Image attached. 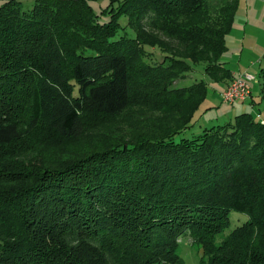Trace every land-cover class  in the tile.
I'll use <instances>...</instances> for the list:
<instances>
[{
  "label": "trees",
  "instance_id": "obj_1",
  "mask_svg": "<svg viewBox=\"0 0 264 264\" xmlns=\"http://www.w3.org/2000/svg\"><path fill=\"white\" fill-rule=\"evenodd\" d=\"M238 1L0 6V264H183L187 232L199 264H264V124L242 112L174 139L207 94L204 80L178 82L200 62L232 79L221 59ZM210 9L216 26L179 22ZM132 107L128 133L93 135ZM44 130L73 142L42 145ZM232 210L248 219L217 245Z\"/></svg>",
  "mask_w": 264,
  "mask_h": 264
},
{
  "label": "rangeland",
  "instance_id": "obj_2",
  "mask_svg": "<svg viewBox=\"0 0 264 264\" xmlns=\"http://www.w3.org/2000/svg\"><path fill=\"white\" fill-rule=\"evenodd\" d=\"M7 0H0V6ZM23 5L26 9L31 8L34 5V0H22ZM239 6L235 16V22L226 36V43L230 47V53H224L221 61L234 58V56L239 55L241 50V45L237 40L245 38V45L242 49L244 60L247 63L252 57L255 58V63L251 65V74L256 76V80L250 82V96L252 93L256 101L254 105L251 102L245 101H236V102H226L223 101V87L224 83L227 82L225 79L215 80L212 76L206 73L205 66L206 63L200 62L195 65V68L188 72L187 77L182 81H179V85H189L195 81L204 80L207 83V94L203 102L200 104L198 110H196L194 117L192 119L191 126L184 129L182 132L177 133L174 137L175 141H180L182 138H193L197 135L203 133L204 130L211 128L212 126L226 124L235 119V116L242 112H251L256 120H264V76L261 74V70L264 67V0H239ZM93 4L98 7V2H93ZM251 5V10H246L247 6ZM216 10H207L202 14H191L186 17L180 18V24L184 26L193 25V24H210L211 26H216L215 19L217 16ZM246 34V35H245ZM167 38V37H165ZM175 47L181 46L175 41L172 43ZM158 51V50H156ZM255 55V56H254ZM261 60V64L259 61ZM239 62L238 58L237 61ZM230 70L234 71V61L225 65ZM241 69L244 70V66H241ZM239 74L237 75V77ZM236 77V78H237ZM228 80V79H226ZM233 81V80H232ZM231 81V82H232ZM231 84V83H230ZM229 84V85H230ZM227 86V88L229 87ZM226 88V89H227ZM225 90V89H224ZM223 90V91H224ZM247 101V102H246ZM189 108H192V111L195 109L193 105L185 107L183 111L189 114L192 112ZM139 107L128 108L126 112L117 117H102L99 120L93 122V135L101 140L100 138L103 135L110 133L111 131L116 132H126L128 133V127L131 124V121L134 119L136 113L140 114ZM164 109V110H163ZM157 109L152 108L148 109L145 116L158 117L160 116L167 118L163 113H166V109ZM188 110V112L186 111ZM161 117V118H162ZM262 123V121H261ZM264 124V123H262ZM97 131V133L95 132ZM90 135V134H89ZM35 140L38 143H51L50 145L55 146H69L73 140H68L65 143L59 141L57 135H55L50 130H44L39 132L38 135H34ZM91 139H92V135ZM96 139V138H95ZM65 141V140H64ZM248 219V215L242 212L232 210L230 213V223L224 229L212 235L213 241L217 245H221L223 241L228 237V234L235 228L239 229ZM228 239V238H227ZM230 239V238H229ZM232 239V238H231ZM179 250L181 257L183 258V264H199L200 258L202 256L201 246L195 244V237L193 233L187 232L181 236L179 239ZM227 245V243H225ZM233 245L234 242L230 241L228 246Z\"/></svg>",
  "mask_w": 264,
  "mask_h": 264
},
{
  "label": "built area",
  "instance_id": "obj_3",
  "mask_svg": "<svg viewBox=\"0 0 264 264\" xmlns=\"http://www.w3.org/2000/svg\"><path fill=\"white\" fill-rule=\"evenodd\" d=\"M256 80V76L251 73H242L233 79L231 84L223 93V101L236 102L245 101L250 96V82ZM264 123V120H260Z\"/></svg>",
  "mask_w": 264,
  "mask_h": 264
},
{
  "label": "crops",
  "instance_id": "obj_4",
  "mask_svg": "<svg viewBox=\"0 0 264 264\" xmlns=\"http://www.w3.org/2000/svg\"><path fill=\"white\" fill-rule=\"evenodd\" d=\"M252 8H251V5H248L247 6V8H246V10H251ZM234 22H235V20H234ZM234 25V24H233ZM246 35V34H245ZM245 38H246V36L245 37H243V39L242 40H240V38H238L237 40L239 41V43H240V45H241V50H240V52H239V55H236V56H234V58H231V59H225V60H223V62H225V65H227L228 63H232V61H234V71L233 70H231V73H232V79H230V80H228V82H225L224 83V87H223V90L224 89H226L227 88V86L231 83V81L233 80V79H235L236 77H237V75L239 74H242V73H252L251 72V65H253L254 63H255V58H253V55H250V56H252L250 59H249V61H247V63L245 62V60L243 59L244 58V56H243V52H242V49H243V47H244V45H245ZM228 44V43H227ZM228 46V45H227ZM227 54H229L231 51H230V47L228 46V49H227ZM255 56V55H254ZM237 58H238V60H239V62H236L237 61ZM262 62H261V60L259 61V64H261ZM241 66H244V70H242L241 69ZM223 90H222V92H223ZM247 101H249V102H251L252 103V105H254L255 103H256V101H255V99H254V97H253V93H252V96H251V98H249ZM246 101V102H247Z\"/></svg>",
  "mask_w": 264,
  "mask_h": 264
}]
</instances>
